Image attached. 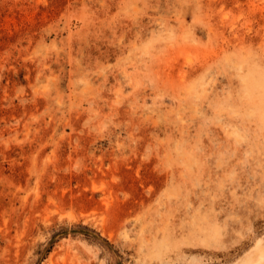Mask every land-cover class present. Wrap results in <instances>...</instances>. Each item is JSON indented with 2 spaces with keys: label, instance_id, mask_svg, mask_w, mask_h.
<instances>
[{
  "label": "rangeland",
  "instance_id": "374dc122",
  "mask_svg": "<svg viewBox=\"0 0 264 264\" xmlns=\"http://www.w3.org/2000/svg\"><path fill=\"white\" fill-rule=\"evenodd\" d=\"M0 264H264V0H0Z\"/></svg>",
  "mask_w": 264,
  "mask_h": 264
}]
</instances>
